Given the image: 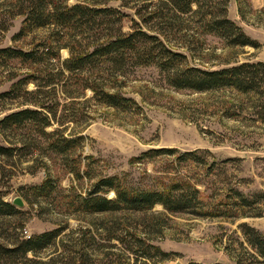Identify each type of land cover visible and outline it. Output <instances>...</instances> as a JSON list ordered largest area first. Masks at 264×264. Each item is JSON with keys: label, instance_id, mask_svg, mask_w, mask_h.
<instances>
[{"label": "rangeland", "instance_id": "rangeland-1", "mask_svg": "<svg viewBox=\"0 0 264 264\" xmlns=\"http://www.w3.org/2000/svg\"><path fill=\"white\" fill-rule=\"evenodd\" d=\"M11 1L0 0V25L8 27L0 29V48H51L50 52L44 48L47 53L39 63L0 58V92L19 77L40 75L25 84L34 89L52 73L56 80L46 87L45 100L58 101L57 117L63 124L53 122L45 129L61 127L64 134L83 137L66 159L45 148L48 140L44 136L35 149L26 144L9 160L0 157L3 199L13 203L20 197L23 201L22 205L13 203L16 213L0 215V243L13 245L17 239L59 228L52 243L26 254L24 264H239L238 259L240 264H264V257L257 255L243 231L247 224L264 232V85L249 91L233 86L202 91L177 88L154 63L130 62L123 67L124 74L114 75L110 63L99 69L86 65L69 71L63 66L64 59L89 50L102 30L88 25L59 29L50 24L21 33L23 15H11ZM79 1L91 0L68 3ZM148 2L147 11L160 8L158 0H106L101 5L126 13L121 22L124 31L133 25L157 34L167 47L185 55V65L216 69L264 61V0H228L225 4L204 0L199 8L193 3L186 12L164 7L165 17L145 21L143 15L149 12L142 5ZM137 6L142 16L135 12ZM223 7L256 45L230 44L207 30L206 21ZM94 77L103 81L107 91L131 97L130 109L97 100L88 86ZM18 101L1 99L0 117L18 108ZM0 143L9 144L1 133ZM159 147L176 150L154 152ZM184 151L193 154L178 159ZM69 162L91 176L76 178ZM112 174L140 187L193 184L200 206L175 211L161 203L146 210L80 208L79 195L86 194L99 176ZM47 177L53 187L35 194L30 186ZM106 194L114 197L112 190ZM155 247L167 256L163 258Z\"/></svg>", "mask_w": 264, "mask_h": 264}, {"label": "trees", "instance_id": "trees-1", "mask_svg": "<svg viewBox=\"0 0 264 264\" xmlns=\"http://www.w3.org/2000/svg\"><path fill=\"white\" fill-rule=\"evenodd\" d=\"M104 1L106 0L68 3V0H12L11 5H9L12 8L11 15H23L21 33L34 27L50 24L59 29H74L88 25L89 28L102 30L99 32L100 37L97 38L89 50L73 54L64 59L63 66L69 71L84 69L86 65L99 69L105 63H110L113 69L111 75H114L117 73L124 74L123 67L130 62L134 65L154 63L162 72H165L167 82L177 88L187 87L202 91L221 86H233L242 91H249L252 89L261 90V86L264 85V61H244L216 69L185 65L183 64L185 55L167 47L157 34L149 33L133 25L131 30L124 31L121 22L126 13L110 5H101ZM203 1L158 0L160 8L155 6L156 9L147 11V7L150 5V2H148L142 5V9L149 12V15H146V17L143 15V18L146 21L153 19V17H165L167 12L162 10L164 7L186 12L191 10L193 3L199 8ZM223 1L224 3H222L225 4L228 0ZM142 9L137 6L135 12L142 16ZM211 12L207 13L210 14ZM206 25L208 31L224 37L230 44H257L238 24L226 15L225 7L220 10V14L212 13L206 21ZM7 28L6 24L0 25L1 30ZM44 48L50 52L49 48L51 47L48 45H44L41 49L28 50L11 46L1 47L0 58H4V60L17 58L20 61L39 63L42 62L45 53H47ZM52 54L55 55V53ZM51 74L45 75L43 77L45 80L36 83L37 86L34 89L25 88V84L28 83L29 78H39L40 75L37 77L35 75L19 77L13 80L9 89L0 92V100L19 99L18 108L12 109L0 117V133L9 142V144L0 143V157L5 158V160H9L17 153L20 154L26 144L30 145V148L34 147V149L40 146V138L43 136L47 137L48 140L45 148L50 152L60 154L66 159V155L79 144L80 139L83 137L81 134L76 136L64 134L61 127L52 130L45 129L53 122L59 125L63 124L62 119L57 117L58 101L49 103L48 100H45L47 98L44 92H49L46 87L56 80ZM89 81L88 86L92 89L93 96L97 100L107 105L125 109H130L133 105L134 100L131 97L107 91L103 81H98L97 77ZM12 134L18 136V138L15 140L10 139L9 136ZM17 142L21 144H17ZM153 150L156 153H172L176 149L174 147H159ZM191 154H193L192 151H184L178 155V159L187 158ZM69 170L76 178H80L84 174L88 177L91 176L87 170H82L77 163L69 162ZM124 181L125 179L117 174L99 176L91 184L86 194L79 195L77 200L79 207L88 211H107L121 208L146 210L152 208L156 203H161L166 210L175 211L196 208L201 203L198 189L190 183L173 182L170 183L167 189H163L156 186L128 185ZM52 187L53 182L47 177L42 182L31 185L30 189L34 190L35 194L41 195L49 192ZM109 190L114 192V197H109L106 194ZM25 198H28V195L25 194ZM17 211L18 209L14 204L3 199L0 193V215L14 214ZM243 226L245 227L243 231L247 236V241L256 250L257 255L264 257V232L247 224ZM59 233V228H52L30 235L27 238L17 239L13 245L0 243V259L2 262L5 261L2 264L9 262L24 264L28 252L35 253L48 246ZM143 248L145 253L149 252V249ZM156 248L158 254L163 258L167 256L168 253L159 250L158 247ZM7 258L9 260H5ZM240 261V259L237 260L239 264ZM262 262H264V259ZM109 264L124 263L114 262ZM189 264L221 263L192 261Z\"/></svg>", "mask_w": 264, "mask_h": 264}, {"label": "water", "instance_id": "water-1", "mask_svg": "<svg viewBox=\"0 0 264 264\" xmlns=\"http://www.w3.org/2000/svg\"><path fill=\"white\" fill-rule=\"evenodd\" d=\"M13 203L18 204V205H22L23 201L21 200L20 197H15L13 199Z\"/></svg>", "mask_w": 264, "mask_h": 264}]
</instances>
